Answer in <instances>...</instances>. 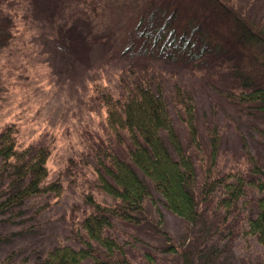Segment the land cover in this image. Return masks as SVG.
<instances>
[{
	"label": "rangeland",
	"instance_id": "rangeland-1",
	"mask_svg": "<svg viewBox=\"0 0 264 264\" xmlns=\"http://www.w3.org/2000/svg\"><path fill=\"white\" fill-rule=\"evenodd\" d=\"M148 1L23 0L25 29L0 47V133L6 125L16 123L18 147H48L50 180L62 183L63 194L32 197L0 213V262L11 255L10 264H38L59 245L82 247L80 223L92 211L87 197L115 202L99 187L95 148L111 141L117 153L128 159V144L119 145L104 133L98 89L108 88L119 97L132 70L142 75L145 67L153 68L151 74L163 88L176 133L193 158L199 187L210 166L208 138L214 125L221 133L219 174L240 170L250 181V155L264 167V113L222 93L241 88L244 80L250 86L264 80V65L259 64L263 62L256 59L264 61V47L249 42L237 47L232 23L220 17L210 19L203 13V5L195 2L185 3L184 9H195L206 21L210 37L222 42L207 58L193 61L154 57L137 48L126 50L135 20ZM238 1L249 20L259 26L264 20V0ZM252 69L259 70L252 73ZM176 84L194 99L203 162L190 145L182 108L175 101ZM162 139L176 159L165 133ZM130 164L149 187L151 198L145 203L140 224L117 220L115 228L107 232L126 243L130 264H180L179 256L161 251L170 241L156 226L157 208L164 231L174 240L184 236L194 240L195 264H264V245L241 233L246 217L258 212L261 193L253 186L247 185L246 209L238 205L226 217L215 197L208 204L199 203L200 218L188 224L167 208L151 181ZM2 165L0 162V192L5 193L0 202L28 182L14 180L15 174Z\"/></svg>",
	"mask_w": 264,
	"mask_h": 264
},
{
	"label": "trees",
	"instance_id": "trees-1",
	"mask_svg": "<svg viewBox=\"0 0 264 264\" xmlns=\"http://www.w3.org/2000/svg\"><path fill=\"white\" fill-rule=\"evenodd\" d=\"M237 1L149 0L138 14L125 48H137L154 57L165 55L168 58L193 61L207 58L212 50H218L217 47L222 42L210 37L206 21L201 20L195 9H184L185 3L195 2L203 5V13L205 16L208 14L210 19L220 17L232 23V36L237 47L248 42L264 47V20L259 26L250 21L247 12L242 10ZM22 3L23 0H0L1 48L7 46L13 37L25 29L27 10L21 8ZM240 3H244V0H240ZM256 59L263 62L259 63L260 67L264 65L262 59ZM152 70L153 68L145 67L142 75L132 70L119 97L108 88L98 89V99L104 111V133L119 145L128 144V159L117 153L111 141L95 148L101 182L99 187L115 202L107 204L88 196L87 201L92 206V211L80 223L84 232L81 237L82 247L59 245L48 251L38 264H130L126 243L107 235L109 230L115 228L117 220L140 224L145 203L151 198L149 187L140 180L130 162L151 181L167 208L188 224H194L200 218L199 203L208 204L215 197L219 198L217 207L219 205L225 210L226 217L238 205L246 209L249 205L247 185L253 186L261 193L257 202L258 212L255 216L246 217L241 233L244 237H252L264 245V167L250 155V181H247L240 170L219 174L221 133L214 125L208 138L210 166L205 170V179L199 187L193 158L176 133L163 88L154 82ZM258 70L252 69L251 72L256 73ZM238 79L240 81V77ZM240 83L241 88L222 93L240 105L250 106L264 113V80L254 86H250L245 80ZM175 101L182 108L190 145L203 162L205 151L200 138L194 99L176 84ZM162 133L166 134L176 152V159L166 148ZM18 145L17 124L10 123L0 133V162L4 169L7 167V170L15 174L14 180L28 179V182L4 197L0 202V213L7 212L32 197H61L63 194L62 183L59 180H50V149ZM98 168H102L112 181L103 176ZM196 192H199V197L195 196ZM4 193L0 192V197ZM157 216L156 226L159 232L170 241V245L161 251L179 256L180 264H195L194 240L189 236L174 240L164 231L162 214L158 208ZM10 261L11 255L0 264H10Z\"/></svg>",
	"mask_w": 264,
	"mask_h": 264
}]
</instances>
